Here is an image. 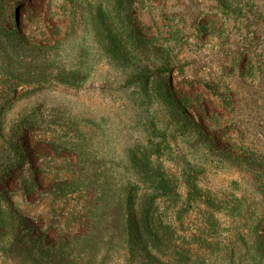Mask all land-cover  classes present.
I'll return each instance as SVG.
<instances>
[{
	"label": "rangeland",
	"instance_id": "1",
	"mask_svg": "<svg viewBox=\"0 0 264 264\" xmlns=\"http://www.w3.org/2000/svg\"><path fill=\"white\" fill-rule=\"evenodd\" d=\"M75 4L74 25L67 0H0V264H85L83 200L48 194L67 171L131 180L144 198L163 193L150 169L183 196L239 197L257 211L264 0ZM23 170L34 197L20 190ZM165 251L129 262L105 250L101 264L170 260Z\"/></svg>",
	"mask_w": 264,
	"mask_h": 264
},
{
	"label": "trees",
	"instance_id": "2",
	"mask_svg": "<svg viewBox=\"0 0 264 264\" xmlns=\"http://www.w3.org/2000/svg\"><path fill=\"white\" fill-rule=\"evenodd\" d=\"M67 1L72 6L75 25L82 13L76 0ZM22 172L25 175L21 174L20 190L26 197H34L40 187L38 180L33 181L30 171ZM148 173L153 178L149 180V188L162 194L143 198L141 185L131 180L126 184L89 183L84 178H73L72 171H67L65 179L52 185L48 194L83 200L85 214L81 218L85 217L82 223L85 235L76 241L83 244L85 264L104 262L105 250H114L118 259L124 257L133 262L142 259L144 253L152 257V249L163 254L171 249L174 256L151 264H264V231L260 229L264 224V183L259 189L260 203H256L259 209L249 214L248 208L243 209L242 198L183 196L181 191L169 186L164 175L150 169ZM161 210L170 211V216H162ZM194 212L199 218L194 227H189ZM113 216L115 219L109 224ZM106 222L107 226L103 227Z\"/></svg>",
	"mask_w": 264,
	"mask_h": 264
}]
</instances>
